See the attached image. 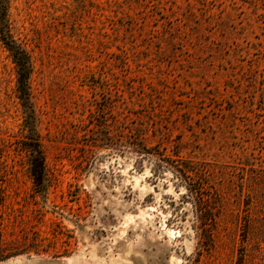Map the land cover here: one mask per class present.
Returning a JSON list of instances; mask_svg holds the SVG:
<instances>
[{"label":"rangeland","instance_id":"1","mask_svg":"<svg viewBox=\"0 0 264 264\" xmlns=\"http://www.w3.org/2000/svg\"><path fill=\"white\" fill-rule=\"evenodd\" d=\"M44 177L0 42V264H264V0H7Z\"/></svg>","mask_w":264,"mask_h":264},{"label":"trees","instance_id":"2","mask_svg":"<svg viewBox=\"0 0 264 264\" xmlns=\"http://www.w3.org/2000/svg\"><path fill=\"white\" fill-rule=\"evenodd\" d=\"M7 0H0V42L10 53L16 71V95L24 110L25 130L24 148L28 155L29 172L35 188L40 189L43 184L44 163L38 144L35 127V117L30 101L29 78L31 63L27 52L12 38L6 19Z\"/></svg>","mask_w":264,"mask_h":264}]
</instances>
